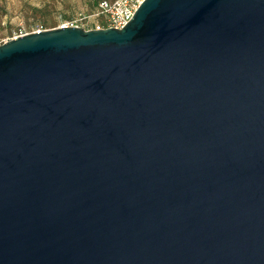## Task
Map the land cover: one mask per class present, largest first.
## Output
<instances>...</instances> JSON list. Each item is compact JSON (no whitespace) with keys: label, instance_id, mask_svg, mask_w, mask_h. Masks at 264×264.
I'll return each mask as SVG.
<instances>
[{"label":"water","instance_id":"water-1","mask_svg":"<svg viewBox=\"0 0 264 264\" xmlns=\"http://www.w3.org/2000/svg\"><path fill=\"white\" fill-rule=\"evenodd\" d=\"M0 264H264V0L1 43Z\"/></svg>","mask_w":264,"mask_h":264},{"label":"rangeland","instance_id":"rangeland-1","mask_svg":"<svg viewBox=\"0 0 264 264\" xmlns=\"http://www.w3.org/2000/svg\"><path fill=\"white\" fill-rule=\"evenodd\" d=\"M99 0H0V44L19 35L56 28L62 20L84 15L87 27Z\"/></svg>","mask_w":264,"mask_h":264},{"label":"built area","instance_id":"built-area-1","mask_svg":"<svg viewBox=\"0 0 264 264\" xmlns=\"http://www.w3.org/2000/svg\"><path fill=\"white\" fill-rule=\"evenodd\" d=\"M143 0H101L98 2L94 16L101 18L102 21L90 23V26L81 24L87 23L84 15L78 14L76 17L68 20H62L58 27L76 26L83 30L103 29V28H122L131 18L134 11Z\"/></svg>","mask_w":264,"mask_h":264},{"label":"trees","instance_id":"trees-1","mask_svg":"<svg viewBox=\"0 0 264 264\" xmlns=\"http://www.w3.org/2000/svg\"><path fill=\"white\" fill-rule=\"evenodd\" d=\"M99 1H101V0H99ZM99 1H98V2H99ZM98 2L96 3V5H95V8H96V6H97Z\"/></svg>","mask_w":264,"mask_h":264}]
</instances>
